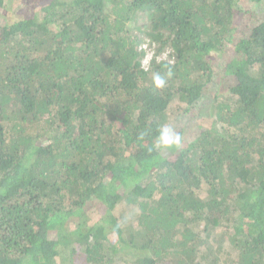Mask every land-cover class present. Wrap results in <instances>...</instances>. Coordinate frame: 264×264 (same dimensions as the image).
Here are the masks:
<instances>
[{
    "label": "trees",
    "instance_id": "trees-1",
    "mask_svg": "<svg viewBox=\"0 0 264 264\" xmlns=\"http://www.w3.org/2000/svg\"><path fill=\"white\" fill-rule=\"evenodd\" d=\"M23 2L0 0V264H264V0Z\"/></svg>",
    "mask_w": 264,
    "mask_h": 264
},
{
    "label": "clouds",
    "instance_id": "clouds-1",
    "mask_svg": "<svg viewBox=\"0 0 264 264\" xmlns=\"http://www.w3.org/2000/svg\"><path fill=\"white\" fill-rule=\"evenodd\" d=\"M156 83L158 86H162L165 83V81L161 77L157 76ZM180 139H181L180 136L174 133L168 127H164L160 132L159 140L165 146H170V145L178 146L180 144Z\"/></svg>",
    "mask_w": 264,
    "mask_h": 264
},
{
    "label": "rangeland",
    "instance_id": "rangeland-1",
    "mask_svg": "<svg viewBox=\"0 0 264 264\" xmlns=\"http://www.w3.org/2000/svg\"><path fill=\"white\" fill-rule=\"evenodd\" d=\"M34 0H26V2L24 3H18V4H14V5H9L8 9L10 12H14V13H20L23 14L25 16H29L32 13V10L34 8V4H33ZM150 55H148L149 58ZM143 65L146 66L147 65V60L143 62ZM177 104H174V106ZM173 106V107H174ZM180 106V105H178ZM177 110V106L173 109V113H175L177 115L178 111ZM180 111V109H179Z\"/></svg>",
    "mask_w": 264,
    "mask_h": 264
}]
</instances>
